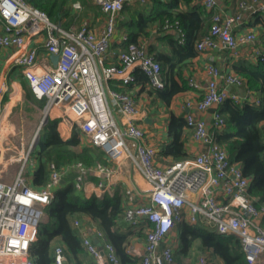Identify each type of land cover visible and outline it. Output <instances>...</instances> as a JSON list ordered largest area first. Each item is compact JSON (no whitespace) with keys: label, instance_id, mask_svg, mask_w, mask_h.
<instances>
[{"label":"built area","instance_id":"2783aa9c","mask_svg":"<svg viewBox=\"0 0 264 264\" xmlns=\"http://www.w3.org/2000/svg\"><path fill=\"white\" fill-rule=\"evenodd\" d=\"M148 1L93 0L104 13L103 24L95 29L84 18L75 30L61 27L27 0H0V47L11 49L8 59L21 67L31 91L44 100L42 119L57 115L70 127L77 125L85 142L96 146L106 159L117 165L122 160L129 162L133 183L125 189L124 219L131 228L147 225L141 264H175L173 246L164 242L183 219L208 224L217 234L236 235L247 262L260 264L264 254V203L255 205L248 193L250 177L243 174L238 162L229 159L210 130V126L221 128L224 123L218 107L225 99L258 102L250 89L244 93L231 89L244 86V78L234 71H222L211 62L204 65V83L194 76L187 78L198 94L185 98L181 107L187 108L184 118L192 129L196 149L191 156L164 164L156 160V149L145 143V131L135 123V97L110 84L129 83L134 69L139 68L151 86L163 87L159 62L148 53L146 40L127 43L117 54L118 64L107 62L120 12L126 5ZM200 2L210 12L211 25L195 43L198 52L227 50L237 57L241 48L250 47L252 60L264 59V44H257L256 30L237 31L247 15L264 17V0H237L233 12L223 11L218 0ZM72 7L79 10L81 5L75 1ZM163 29L174 27L166 23ZM37 36L43 41L44 55L30 44ZM120 39L124 42L126 35ZM51 54L58 56L56 64ZM209 109L213 110L211 121L206 118ZM57 110L59 113H54ZM32 150L30 146L21 157L19 170L10 182L0 180V264H36L30 245L37 238L39 223L55 189L72 169H78L74 185L85 197L112 193L116 168L102 162L87 168L81 161L61 166L49 161L48 181L40 187L27 183L22 170ZM88 170L98 177L90 188L84 182ZM71 223L96 264H121L114 245L100 228L85 229L78 219ZM66 260L63 246L55 245L53 264H66ZM196 263L223 264L204 253L198 255Z\"/></svg>","mask_w":264,"mask_h":264},{"label":"trees","instance_id":"16d2710c","mask_svg":"<svg viewBox=\"0 0 264 264\" xmlns=\"http://www.w3.org/2000/svg\"><path fill=\"white\" fill-rule=\"evenodd\" d=\"M30 4L45 11L53 22L61 27L78 29L80 22L88 11H95L93 0H27ZM78 1L81 8L72 11L73 2ZM188 2L189 0H184ZM71 6V7H70ZM131 16L116 21V29L126 35L122 48L129 42L149 39L153 26L163 30L168 23L176 33L165 32L157 36L158 43L166 47L157 48L148 43L147 51L159 62L163 87L156 88L149 84L148 76L139 68L133 71L134 78L120 86L111 82L113 88L130 92L134 88L144 90L165 104L180 91L190 86L183 73L186 60L195 56L196 41L208 32L211 25L210 12L202 5L181 9L179 0H151L147 9L139 10L133 16V10L126 5ZM261 23L259 42L264 44V17L258 18ZM118 64V63H117ZM232 69L244 78V86L253 92L258 102L246 99L237 103L225 99L218 107L224 123L221 128H212L214 139L223 145L231 161L238 162L243 174L250 177L248 193L255 205L264 203V59L239 60L232 64ZM27 98L43 106L44 100H37L28 84L23 81ZM59 118H47L41 125L33 150L36 154V165L32 172L31 183L36 187L43 186L49 179L47 163L55 162L61 166L73 161H81L85 167L93 168L100 162L98 149L84 142L80 129L74 125L71 134L64 139L57 129ZM169 141L161 144L157 158L161 163L165 157L180 160L189 156L186 142L192 129L186 126L183 115L170 113L167 125ZM78 169L74 168L64 177L54 196L46 207V220L39 223L37 238L30 245V254L36 264H53L54 247L61 244L67 257L66 264H82L88 258L77 228L71 221L89 218L97 222L105 237L114 245L121 264H141L140 255L131 252L130 237L134 230L139 236L146 237V226L131 230L124 220L125 192L115 188L113 194L105 193L100 197H85L74 185ZM90 170L85 175H88ZM149 225V224H148ZM180 243L176 246L175 264H189L196 254L204 253L213 261L222 260L223 264H249L240 239L234 234L221 235L203 222L191 223L186 219L177 222L169 234ZM264 264V263H263Z\"/></svg>","mask_w":264,"mask_h":264},{"label":"crops","instance_id":"0c3cea01","mask_svg":"<svg viewBox=\"0 0 264 264\" xmlns=\"http://www.w3.org/2000/svg\"><path fill=\"white\" fill-rule=\"evenodd\" d=\"M218 1L223 11L233 12L235 10V5H236L237 0H218ZM150 4H151V0H149L148 3L146 4H140V3L135 2L129 6L133 10L132 15L136 16L139 10L147 9L150 6ZM196 5H202L200 0H189L188 2H185L184 0H179V7L181 9L191 8ZM97 9L101 13H103L98 7ZM119 16L121 18H129L131 14H129L128 11L124 9V11L120 12ZM87 17L89 16H85V18ZM259 17L260 15H247L245 17L246 18L245 22L241 26L238 27L237 31L242 32V31H246L249 29L256 30L258 39L261 40L260 38L261 23L258 19ZM103 21H104V13L102 16V21H99V23H93L92 20L90 22H91V25L95 29L96 28L98 29L103 24ZM165 32L176 33V36L179 35L174 29H171L170 31L168 30L163 31V30H160L159 27L155 25L150 31V34L148 36L149 39H146L147 44L151 43L155 45L157 48H164L165 50H167L166 47L161 46L157 41V36L164 34ZM121 35L122 34L118 31V29H116L115 34L113 35V38L111 40L110 47L108 49L107 62L109 64L118 63L117 54L120 50L123 49L122 48L123 41L120 39ZM42 42L43 41L41 37L37 36V37L32 38L30 44L40 48L41 54L44 55V51L42 49ZM257 44L262 45L259 42V40ZM10 52H11L10 48L0 47V162L2 158V162L0 164V180L4 182H10L16 174V170L14 172L13 169H6V168H9V165L13 161H20L22 157V156L21 157L19 156L17 159H15V157L14 158L10 157L8 160L3 159V155L5 151L11 149L12 146L16 148L14 146L15 145L14 142H16V140L12 138V136H10V133H13L12 131L16 126H19V124H17L18 121L21 124L22 122L24 123L25 119H28L29 121L30 119L34 120L37 116H39V113H40L39 109L43 108V106L40 107L38 104L32 102L29 98H27L25 89L23 87V81H25L27 84L28 82L23 77L21 67L16 64H13L8 59ZM251 57L252 56H251L250 47L241 48L240 53L237 57L230 55V53L227 50L203 51V52L197 51V54L195 56L186 60V64L183 68V73L186 78H188L189 76H194L201 83H204L206 79V74L204 72L205 63L207 62L214 63L222 71H225V70L234 71L231 67L233 63L239 60H252ZM2 82L5 83V87L3 88H1ZM114 83L115 85H118V86L122 85L116 82ZM231 89L244 93L246 92L248 88L245 86H242L238 88L232 87ZM130 93L135 97L136 102H137L138 117L135 120V123L139 124L144 129L145 143L147 145L153 146L157 152L161 144L169 141V135L167 133V125H168V121L170 118V113L173 112L176 115L184 116L185 112L187 111V108L181 107L182 101L188 97L196 98L198 94L197 92L195 93L191 89V87H189L185 91H180L176 93L171 98L170 103L167 105L160 99L154 97V95L149 94L144 90L140 91L138 87L132 89ZM36 99L39 101L42 100V99H38L37 97ZM212 111H213L212 109H209L206 112V118L208 121H211L212 119L211 118ZM54 117L57 118V115ZM58 118H59V122L57 125V129L59 131L60 136L66 139L70 136L73 127H70L67 122L62 121L60 117ZM61 125H64L66 127L64 128V131H61ZM20 126L22 127V125ZM212 128L213 126H210L211 131H212ZM25 130L26 129L24 127L22 131H25ZM23 134H25V132ZM82 139L85 142L83 134H82ZM22 140H21V144H26L25 139L23 138ZM195 149H196V143L192 140L191 133H190L188 140L186 142V151L189 153V156H191L194 153ZM20 150H22V147ZM98 151L100 152L99 149ZM157 152H156V155H157ZM100 158H101L100 162L110 164L116 168L115 176H114L115 182H114V185L112 186V193L110 194H113V191L115 188H118L125 192V189L128 186H131L133 183L132 172H131V167H130L129 162H127L126 160H122L117 165L113 161L106 159L102 155L101 152H100ZM156 160L159 163H161L159 159L157 158V156H156ZM164 160H165L163 161L164 163H169L173 161L170 159V157H165ZM164 163H161V164H164ZM4 170L6 171L5 176L2 174V171ZM97 181H98V177L92 172L84 176V182L86 183L87 188H90L91 184L97 183ZM63 182H64V179L60 182L59 185H61ZM30 183H31V180H30ZM82 222L89 223L91 225V227H89L90 229L99 228L97 222L89 218H84ZM130 229L133 230L131 226H130ZM169 238H172V236L169 235ZM173 239L174 240L171 242V244H173L172 246L174 250V255L177 258L175 250H176V246L178 245V241L176 237L174 236H173ZM132 242H133L132 238L130 237L129 249L131 250V252H135L141 255L143 252L144 242L140 243V245L134 244ZM196 261H197V258L195 260H189L188 263L197 264ZM215 262H222V260L216 259ZM263 263H264V254L262 255V258L260 261V264H263ZM70 264H74V263L70 262ZM82 264H96V263L94 259L90 255H88V258L85 259Z\"/></svg>","mask_w":264,"mask_h":264},{"label":"rangeland","instance_id":"374dc122","mask_svg":"<svg viewBox=\"0 0 264 264\" xmlns=\"http://www.w3.org/2000/svg\"><path fill=\"white\" fill-rule=\"evenodd\" d=\"M70 3V0L67 1V4L69 5ZM72 6V5H71ZM70 6V7H71ZM78 9H72V11H76ZM89 17H87V19L89 21L92 20L93 23H99V21H102V16H103V13H101L97 8L95 11H88L87 12ZM93 16V17H92ZM93 19H92V18ZM85 18V17H84ZM91 18V19H90ZM42 108H40V113H39V116H37L34 120H31L30 121L28 119H25L24 123L22 122L20 124V122L18 121L17 124H19V126H16L14 129H13V133H10V136H12V138H14L16 140V142H14V146L16 148H14L13 146L11 147V149L7 150L4 152V155H3V159L4 160H8L10 157H15V159H17L19 156H25L26 152H27V149L30 148V146L33 148L35 143H36V140L38 138V135H39V130L38 127H39V124H40V121L42 119V116H43V113L41 112ZM54 113H59V111H55ZM53 113V114H54ZM22 125V127L24 128L25 127V131H22L23 128L20 126ZM64 128H66L64 125H61V131H64ZM38 130V131H37ZM28 131V132H27ZM25 132V134H23ZM65 134V133H64ZM23 137L26 141V144H21V140ZM23 141V140H22ZM23 145V146H21ZM5 147V146H4ZM22 147V150H20ZM1 162H2V158H1ZM0 162V164H1ZM35 163H36V154L34 151H32L31 153V157H30V160H28V162L26 163V165L24 166L23 170H22V176L25 178L26 182L29 183L30 180H31V177H32V172H33V168L35 166ZM20 164H21V160L20 161H13L10 165H9V168H6V169H13L14 172L16 170V173L17 171L19 170V167H20ZM5 169V170H6ZM2 171V174L5 176L6 175V171ZM9 171V170H8ZM12 172V171H11ZM45 211H46V208H45ZM47 216L46 214L43 215L42 217V221L46 220ZM79 221L81 222V225L83 228H89L91 227V225L89 223H83L82 222V219H79ZM134 228V227H133ZM134 229H138V228H134ZM133 229V230H134ZM145 230V229H143ZM146 231V230H145ZM131 238H132V243L134 244H138L140 245V243L144 242L145 241V237L144 236H139V234L134 230L133 233H131ZM174 239H173V235H172V238H169V240H166L164 243H168V242H172ZM178 244H180L178 242ZM173 245V244H172ZM198 255V253L196 254V256Z\"/></svg>","mask_w":264,"mask_h":264},{"label":"water","instance_id":"95a60500","mask_svg":"<svg viewBox=\"0 0 264 264\" xmlns=\"http://www.w3.org/2000/svg\"><path fill=\"white\" fill-rule=\"evenodd\" d=\"M50 58H51L52 62H53L54 64H56V61H57L58 56H57L56 54H51V55H50ZM46 119H47L46 116L43 117L42 121H41L40 124H39L38 129H40L41 125L45 122ZM37 131H38V130H37Z\"/></svg>","mask_w":264,"mask_h":264}]
</instances>
